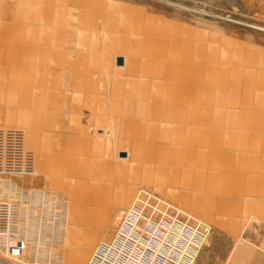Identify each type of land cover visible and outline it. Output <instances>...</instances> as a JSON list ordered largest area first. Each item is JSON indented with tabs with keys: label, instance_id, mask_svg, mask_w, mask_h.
I'll return each instance as SVG.
<instances>
[{
	"label": "rangeland",
	"instance_id": "rangeland-1",
	"mask_svg": "<svg viewBox=\"0 0 264 264\" xmlns=\"http://www.w3.org/2000/svg\"><path fill=\"white\" fill-rule=\"evenodd\" d=\"M0 127L18 264H86L137 198L211 226L193 264H264V0H0Z\"/></svg>",
	"mask_w": 264,
	"mask_h": 264
},
{
	"label": "built area",
	"instance_id": "built-area-1",
	"mask_svg": "<svg viewBox=\"0 0 264 264\" xmlns=\"http://www.w3.org/2000/svg\"><path fill=\"white\" fill-rule=\"evenodd\" d=\"M35 164V154L27 148L24 130L13 127H0V174H30L35 171ZM145 194L148 196L147 200L155 197L150 192H145ZM137 200L138 204H133L132 208L123 217L115 237L110 241H100L86 264H92L94 259L100 258L104 253V247L113 246L112 241L116 237L126 236L128 229L133 228L139 232L141 231L144 235L150 236L151 232L147 228V222L157 224L163 232H174L173 225L176 223L187 226L191 233H185L181 236V240L175 244L177 251L171 260V264H193L210 233L211 226L199 219L182 218L180 216L181 210L178 207L169 206L168 203L160 206L159 202L161 200L158 198L155 202V208L153 207L149 213L145 214L143 208L139 206L140 199L137 198ZM18 218L19 210L11 208L4 202L0 204V251L4 252L3 254L6 256L5 258L0 256V264H18L16 261L22 260L28 248L27 239L18 233L16 224ZM168 244H171V242L166 241V245ZM260 244L264 250V233ZM111 254L107 253L106 255L110 257ZM112 264H119V262L114 261Z\"/></svg>",
	"mask_w": 264,
	"mask_h": 264
},
{
	"label": "bare ground",
	"instance_id": "bare-ground-1",
	"mask_svg": "<svg viewBox=\"0 0 264 264\" xmlns=\"http://www.w3.org/2000/svg\"><path fill=\"white\" fill-rule=\"evenodd\" d=\"M173 227L175 229L173 230L174 232H163L157 224L147 222V228L151 232V235H144L140 231L141 240L136 230L133 232L138 235V239L136 235L131 237L132 228L128 229L126 236L115 238L113 246L104 247L102 256L94 259L92 264H112L114 261H118L119 264H171V260L177 251L175 244L181 240V236L185 233H191V230L183 224L176 223ZM146 241H152V244L148 245ZM166 241L171 242V244L166 245ZM158 243H160V248L155 251L153 248H155L154 246L158 245ZM150 250L154 251L152 253L155 257L154 261L153 259L150 260V256L148 255L150 254ZM107 253L112 254L109 257V255H106ZM142 259H144V261H142Z\"/></svg>",
	"mask_w": 264,
	"mask_h": 264
},
{
	"label": "water",
	"instance_id": "water-1",
	"mask_svg": "<svg viewBox=\"0 0 264 264\" xmlns=\"http://www.w3.org/2000/svg\"><path fill=\"white\" fill-rule=\"evenodd\" d=\"M123 63V57L119 56L117 58V64H122Z\"/></svg>",
	"mask_w": 264,
	"mask_h": 264
}]
</instances>
